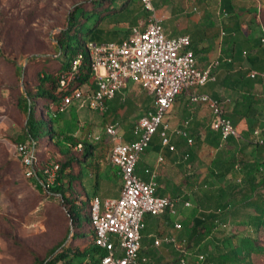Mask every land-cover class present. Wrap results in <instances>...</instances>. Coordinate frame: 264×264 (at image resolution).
Here are the masks:
<instances>
[{"label": "crops", "instance_id": "0c3cea01", "mask_svg": "<svg viewBox=\"0 0 264 264\" xmlns=\"http://www.w3.org/2000/svg\"><path fill=\"white\" fill-rule=\"evenodd\" d=\"M152 4L156 15L162 18L166 36L190 38V49L198 69L217 63L212 70L213 80L193 90L222 102L225 115L236 130L235 137L222 141L219 133L210 129V109L204 104H191L188 93H182L162 119L168 126L166 136L173 150L163 146L156 133L135 168L136 174L144 180L148 179L144 170H154L157 175L155 194L171 201V207L162 214L144 217L139 250V257L145 259L143 264H177L181 254L173 243L154 245V241L162 237L184 243L186 264H196L198 255L213 253L222 237L254 233L255 227L250 221L254 210L244 204L250 199L230 200L227 187L238 185L245 190L251 181L262 179L261 167L258 171L255 168L264 163V146L255 144L252 132L264 128V0H152ZM125 11L122 16L132 23L130 27L119 34L125 20L111 23L107 29L115 31L116 41L123 39L131 27L143 25L148 17L140 0H133ZM148 97L138 84L127 81L107 101L101 113L79 107L73 101L54 120L56 130L82 139L88 130L94 133L99 125L116 120L120 141L128 143L133 140V125L152 107ZM178 130L187 132L192 139L191 146L176 133ZM107 145L109 149L103 158L87 161L86 167L98 180L90 196L80 181L81 196L105 199L119 195L121 180L109 162L110 145ZM228 165L233 166L232 170L224 174L222 168ZM84 167L79 169L81 174ZM251 169L254 172L248 175ZM259 190L264 197V185ZM223 191L222 202H226L227 208L220 214V222L228 226L220 228L217 225L209 233L204 232L196 222L204 220L201 214L207 218L218 215L216 194ZM186 203L189 206H185ZM177 223L181 226L179 229L174 227ZM89 247L93 251L92 242ZM93 255L89 253V260ZM251 263L254 264L252 260Z\"/></svg>", "mask_w": 264, "mask_h": 264}, {"label": "built area", "instance_id": "2783aa9c", "mask_svg": "<svg viewBox=\"0 0 264 264\" xmlns=\"http://www.w3.org/2000/svg\"><path fill=\"white\" fill-rule=\"evenodd\" d=\"M140 2L148 13L143 25L131 27L129 33L120 41L87 42L93 85H83V89L80 87L63 95L59 107V112H62L75 101L79 107L101 113L106 109V102L127 81L138 84L153 98L152 107L133 125L132 141H120L117 132L119 122L115 120L104 125L101 134L89 132L82 138L89 144L105 139L110 145L109 162L116 168L121 180V188L116 198L101 199L94 196L90 200L88 217L94 234L93 246L99 251V255L97 262L88 260L86 264L145 262V259L139 257L144 217L162 214L171 207V201L155 194L157 175L154 170L145 169L148 179L144 180L136 174L135 168L156 133L161 144L173 150L166 136L168 126L163 124L162 119L178 95L188 93L191 104H204L210 109V129L218 132L222 141L236 136V130L226 117L222 102L193 90L213 80L212 70L217 63L213 62L204 69H198L190 49V38L186 35L166 36L162 18L156 15L152 0ZM79 64L80 60H75L71 69L60 75L59 91L66 92L71 89ZM262 104L264 109V98ZM176 133L185 139L187 146L192 145V139L185 130H178ZM252 135L256 145L264 146V128L255 129ZM69 137L77 139L76 135ZM63 143L73 151L79 152L82 149L81 143L73 146L68 141ZM13 149L20 165L25 169V175L44 191H48L56 180L59 165L44 164L41 174L37 173L34 143H15ZM185 206L189 204L186 203ZM174 227L179 229L181 226L177 223ZM160 242L173 243L181 254L177 264H186L187 252L184 243L178 244L174 238L162 237L156 239L154 245L158 246ZM203 259V255H198L196 264H202Z\"/></svg>", "mask_w": 264, "mask_h": 264}, {"label": "rangeland", "instance_id": "374dc122", "mask_svg": "<svg viewBox=\"0 0 264 264\" xmlns=\"http://www.w3.org/2000/svg\"><path fill=\"white\" fill-rule=\"evenodd\" d=\"M90 1L0 0V264H36L48 256L52 258L64 247L76 251L78 244L87 243V252L95 255L89 247L93 241L85 219L81 217V222H74L62 198L38 189L39 186L25 175L13 149L22 137L26 122L18 98L22 92L33 93L40 72L55 66L57 38H62L63 31L68 29V18L74 9L86 6ZM121 2L123 0H116L112 7L120 11ZM73 14L75 22L81 21L78 33L83 40L88 39L87 29L98 22V28L107 30L111 23L126 20L120 28V35L132 24L122 16L123 11L100 20L96 13L86 14L82 9ZM148 96L153 105V98ZM38 102L36 117H40L39 109L42 108L41 100ZM103 127L99 125L95 132L101 134ZM53 131L58 132L55 123ZM42 158L45 164L58 163V160L64 161L65 154L50 143ZM79 180L90 196L97 177L92 176L85 166ZM71 193L78 195L81 188L74 187ZM217 225L220 228L228 226L223 221ZM255 237L264 249V229ZM89 253L71 256L69 264H86ZM251 260L254 264H264V251L252 256Z\"/></svg>", "mask_w": 264, "mask_h": 264}, {"label": "trees", "instance_id": "16d2710c", "mask_svg": "<svg viewBox=\"0 0 264 264\" xmlns=\"http://www.w3.org/2000/svg\"><path fill=\"white\" fill-rule=\"evenodd\" d=\"M116 0H92L87 3L86 6L76 8L71 13L68 18V29L63 31L62 38H57L55 46V59L56 63L54 67L47 70H42L37 77V85L34 87V92L30 93L25 91L21 93V96L18 98V106L20 110L26 116V122L24 125V130L20 141L17 144L32 142L35 147V154L37 162L35 169L37 173H40L44 166V160L42 158L45 147H48L49 144H53L57 149L65 154V159L63 162L58 160L59 170L57 173L56 180L54 184L50 187L48 191H44L40 186V189L43 192H46L47 195H55L62 198L65 203L68 205V212L72 217L74 222H81L80 219L83 217L91 229L93 241L94 234L93 229L89 222V203L91 198L81 196L80 194L74 195L71 193L74 187L79 185V177L81 173L79 169L83 166H87V161H98L106 154L109 146L105 143L104 140H101L95 144H89L82 139H76L65 135L62 132L53 131L54 120L58 118L59 107L61 104V99L63 95L70 93L71 91L80 88L83 85L92 86L94 79L90 71V62L89 55L86 48L87 42L102 43L114 40L116 35L115 31H107L98 28V23L94 24L93 27L87 29V40L82 39V35L78 33V28L81 24V21L75 22L74 12L77 9H82L83 13L97 14L100 19L108 17L111 15L125 13V8L129 4L132 5L133 0H125L120 6V11H117L112 6ZM134 4V2H133ZM108 12V10H110ZM128 12V11H127ZM128 15V13L126 14ZM108 35H105V34ZM75 40H72L74 39ZM80 60L78 66V73L75 81L72 84V87L69 91H59L58 79L60 75L69 71L72 67V64L75 60ZM41 100V107L39 106V115L36 117V108L39 104L38 101ZM43 139H46V143L42 142ZM68 141L72 146L77 143L82 144L81 151H73L72 148L65 146V141ZM232 165L225 166L223 173L230 172L232 170ZM261 167V181L253 180L249 183L248 187L245 190H241L238 185H231L227 187L228 191L231 194L230 200L234 198H240V200H245L249 198L250 200L244 203L245 205L251 207L254 210L255 215L250 218L255 229L254 236L249 234H239L233 233L231 235L222 237L218 240V246L214 249L213 253H210L206 256H203V262H216V264H252L251 257L261 254L264 249L259 244V241L255 237L260 230L264 229V197L261 195L259 188L264 185V163H261L257 166V169ZM76 168L77 170H74ZM250 174L254 172L253 169L249 171ZM41 174V173H40ZM234 178V177H233ZM226 188V187H225ZM236 192V194H234ZM217 195V205L218 215L207 218L205 214H201V217L204 219L202 222H196L197 227H200L204 232L209 233L212 231L214 226H217L220 222V218L223 210H225L226 202H222V197L224 191ZM85 198V199H84ZM85 209V212H84ZM88 244L77 245V250H72L71 248L64 247L60 250L58 254L50 258L46 257L41 261H36V264H61L63 261L69 262V258L75 254L85 255L88 249ZM55 251V250H54ZM52 251V252H54ZM95 255L92 256L91 260L97 262V257L99 251L93 249Z\"/></svg>", "mask_w": 264, "mask_h": 264}]
</instances>
